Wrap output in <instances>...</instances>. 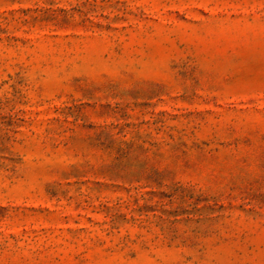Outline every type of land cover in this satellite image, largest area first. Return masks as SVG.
Instances as JSON below:
<instances>
[{
  "label": "rangeland",
  "instance_id": "obj_1",
  "mask_svg": "<svg viewBox=\"0 0 264 264\" xmlns=\"http://www.w3.org/2000/svg\"><path fill=\"white\" fill-rule=\"evenodd\" d=\"M0 264H264V0H0Z\"/></svg>",
  "mask_w": 264,
  "mask_h": 264
}]
</instances>
